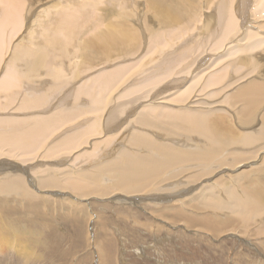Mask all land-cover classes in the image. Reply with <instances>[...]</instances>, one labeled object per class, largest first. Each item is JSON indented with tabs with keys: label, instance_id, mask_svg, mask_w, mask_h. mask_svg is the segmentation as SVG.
<instances>
[{
	"label": "bare ground",
	"instance_id": "6f19581e",
	"mask_svg": "<svg viewBox=\"0 0 264 264\" xmlns=\"http://www.w3.org/2000/svg\"><path fill=\"white\" fill-rule=\"evenodd\" d=\"M25 1L0 0V5L5 4L0 8V217L3 218H0V222L5 223L4 230L8 227L12 229L0 233L1 244L7 243L12 247L9 238H19L24 234L22 227L17 229L11 221L15 222L23 214L29 219L41 217V220L38 219L46 227L48 221H55L53 218L69 214L73 218H82L79 220L84 224L91 216V207L86 205L87 208H81L76 202L77 206L73 203L76 207L69 205L76 198L84 200L114 196V202L120 195L133 202L136 197L151 194L152 201H157V204L165 200L171 204L166 205V208H152V215H167L170 219L165 217L164 220L169 223H183L190 228L206 231L211 236L244 234L246 230L242 226L247 227L253 221L264 218V162L255 164L250 171L226 179L210 180L218 171L232 172L257 159L258 155H261V160L264 158V82H245L233 89L234 94L225 93L227 97L219 101L220 93L238 84V80L235 83L232 79L227 85V68L230 67L235 74L241 68L229 63L214 71L230 56L249 50L253 52L261 44L264 54V0H257L252 14L251 9L246 12L247 17L250 14L253 19L263 21L260 25L261 35L247 30L248 27L237 31L238 23L232 14L235 6L232 8L231 0H221L216 8L220 31L215 33L213 47L206 53L209 56L201 59V56H194L197 49L192 48L196 40L195 36L191 37L195 29V17L191 18V22L185 20L180 15L170 13L169 0H155L169 21H166L161 31L149 34L147 51L149 54L158 53L162 58L146 67L139 81H136L135 69L146 65L147 55L130 65H116L117 68L114 67L112 71L109 68L108 71L87 75L77 87L72 83L77 79L80 82L84 72L90 73L93 68L96 70L101 62L106 66L117 60L132 58V49L127 53L123 50H128L126 33L116 24L110 32H103V24L107 23L105 17L96 16L100 10L95 9L93 6L97 4L91 5L93 3L90 4V0H84L80 7L79 0H63L64 3L59 2L51 6L52 9L38 13L27 35L20 36V39L18 35L15 45L12 42L23 30L26 12L28 14L24 9ZM91 1L95 3L96 0ZM244 1L247 0H238L239 8L244 7ZM88 6L97 11L92 12ZM53 9L57 11L55 18L53 14L50 15ZM91 14L98 20L95 18V21ZM112 14L115 16L116 13ZM60 18L64 20L59 21ZM236 31L249 45H232L223 54L217 52L229 39L227 37L233 32L236 34ZM92 32L101 34L100 39L105 45L99 43L98 36L89 37ZM179 41L183 44L176 48ZM11 44L14 48L11 49L10 60H6L4 57ZM69 47L72 52L68 50ZM98 48L103 50L101 57ZM166 48L171 49V53L166 54ZM78 50H83L89 60L96 56L102 61L95 67L88 61L85 65L87 71L78 72L74 66L61 71L67 62L72 63ZM214 50L218 53L216 56L210 54ZM122 51L124 54L121 55ZM117 52L120 55L116 54V58L114 54L112 58L113 53ZM263 62L264 57L261 60L262 69ZM194 66L196 69L193 74L190 70ZM257 67L259 65H255V69ZM189 73L193 75L190 80H186L185 76ZM262 73L264 75V70ZM178 76L181 78H176ZM222 83H226V86ZM121 87L125 88L120 94ZM66 89V95L59 98ZM165 92L170 93L165 95ZM206 93L208 97H205ZM147 100L149 103L144 102ZM153 102L158 105H153ZM221 104L229 108L241 106L236 109V121L243 133L235 131L229 124L230 117L227 118L221 109L215 108L216 105L221 107ZM261 109L259 129L254 132L245 130L256 123V113ZM10 110H14L11 115H3ZM148 132L162 137L161 142ZM92 140L91 148L85 150L84 147ZM79 151L76 157L68 161L71 159L68 157ZM26 173H29L28 178L25 177ZM26 181L40 193L50 192L51 195L35 194ZM54 195H59L61 199H73L66 204ZM47 206L52 216L47 214ZM54 211L59 214L54 215ZM97 221L101 223V219ZM102 231L109 235L106 228L102 227ZM263 233V228H260L255 231V236ZM89 234L94 236L93 232L89 231ZM17 252L19 254L16 257L6 249L0 251V256L6 260L12 255L18 260L22 255L20 259H25L20 249ZM39 260V256L28 257L29 263L35 261L36 264ZM23 261L16 263L22 264ZM4 262L2 260V264ZM100 264L109 263L103 258Z\"/></svg>",
	"mask_w": 264,
	"mask_h": 264
},
{
	"label": "rangeland",
	"instance_id": "374dc122",
	"mask_svg": "<svg viewBox=\"0 0 264 264\" xmlns=\"http://www.w3.org/2000/svg\"><path fill=\"white\" fill-rule=\"evenodd\" d=\"M65 1L66 0H64V2ZM79 1L80 2L78 4L79 5L78 7H80L83 4V2H85L84 0H79ZM111 1L112 0H96L94 3V1L90 0V4L93 3L91 5L97 4V6L94 5L93 7H95V9L98 8L100 10L98 11L101 13L96 12L97 10L95 9L93 10L91 6H88V8L89 9L91 8L92 12L93 11L96 12L97 14L96 13L94 14H96L97 17L99 18L101 16L102 18L105 17L104 18L105 23L106 22L107 23L103 24V27H102L103 32H106V33L110 32V30L116 27L115 24L117 26L122 27V30L124 31V33H126L125 44L128 49V50L126 49H123V50H125L124 52L127 53L130 49H132V52H134V55L131 56L132 58L117 60L116 63L114 62L113 64H106L105 66V64L102 65L103 62H101L102 60L101 58H99L103 54L102 52L103 50L101 51L100 48L97 49V52L99 51L98 53L99 57L95 56V57L90 58V60L87 59V55L83 50L81 51L78 50L76 52L74 59L72 60V63L67 62L68 65L66 63L65 67L62 68L61 71H65L63 69H66V70L70 69L72 66H74V68L78 72H81V70L87 71V68L85 65L86 63H88V61H91L94 67L97 66V64H99L100 62L102 64L99 65L100 67L98 66L97 68H95L96 70H93L94 69L93 68L90 71V73L84 72L83 73L84 75L80 77V82L77 79L78 81L76 80L74 81V83H72L75 85V87H77L81 83V81H85L83 78L92 76L94 72L98 74V72H101V71H108L109 68H111L109 69V71H112L114 70V67L116 65L117 66L130 65L131 63L137 62L140 59H142L143 56L145 57L147 55L148 57L145 61L146 62V65L144 66L145 68L138 67L137 69H135L136 81H139L142 79V74H143V71L146 69V67L153 65L155 62H157L158 60L162 58V56L158 53L149 54L147 51V41H149L148 39L150 36L149 34L156 32V30L161 31V29L165 28L164 25L166 24V21H169V18L165 16L161 8L159 9L156 1L155 0H122V1L118 0V2H116L117 0H113L112 3H110ZM258 1L257 0L244 1L243 3L244 7L239 8V6L237 5L238 0H231L230 4L232 5V8L235 6V8L232 9V14L234 15L238 23L237 24L238 28H236V30L238 29L237 31H240L241 28L248 27L247 30H250L259 35L262 34L260 30V25L263 24L264 22L259 19H253L250 16V14H249V17H247L248 13L246 15V12L249 11L250 9H251L250 13L252 14L253 12L252 9H254V7L256 6L255 4H257ZM59 2L60 4L64 3L63 0L61 1L60 0H26L24 9L28 11V14L26 12L27 16L25 15L26 17L24 19V26L22 28L23 30H21L16 35V37L14 38L15 40H13L14 42H12V44L14 43L16 45V42L18 41V35H19V39L21 38L20 36L27 35L28 29L33 22L32 20H34L37 17L38 13L42 14V11H46L47 9H52L51 6L55 4H59ZM86 2H88V0H86ZM219 2H221V0H169V4L171 7L170 13L180 15L182 16V18H184L185 20L188 19L190 22H191V18L195 17V20L193 21V23L195 24V29L193 30L191 37L195 36L196 40L192 48L197 49V52L194 53V56H201L200 59L205 56H209L206 53H209L211 48L213 47L212 41L214 40L215 33L216 32L219 33L220 31V28L218 29V25L220 24L219 23V12L216 11V8ZM171 3L173 6L171 5ZM3 6H5V4L4 5L1 4L0 8H2ZM116 9H118V11ZM174 11H176L177 13L176 12L174 13ZM54 12L50 14V15L53 14V18L57 16L56 15L57 11L54 10ZM107 12L108 13L110 12L111 14H109L108 16ZM112 13H116L115 16ZM94 14H91V15L93 16V19L96 21V19L98 20V18ZM161 16L163 18H161ZM40 20H43V19H40ZM62 20L64 19L63 18L59 19V21H62ZM245 23L247 24L246 26H245ZM149 24H152V25H149ZM240 24L241 26H239ZM209 25H210V29H208ZM249 25L251 26V29ZM104 26H106V28H104ZM213 27L215 30L213 29ZM255 28L256 29L258 28V29L255 31L253 30ZM98 30H99V27H98ZM259 30L261 33L259 32ZM237 31H236V34H234L235 32H233L231 35H229L230 37H227L229 39L228 40L226 39L222 49L217 50V52L221 51L219 53L223 54L224 52H226L225 50L228 49L229 51V48L232 45H234L233 47L245 46L246 40H243L242 39L243 37L238 35ZM92 34H90L89 37L94 38L98 36L99 43L105 45V42L103 43V41L100 39L102 38L101 34L100 35L99 33L94 34L93 32ZM235 35H237V37ZM186 38H188V35L186 36ZM236 40H238V42ZM236 42L238 44H236ZM12 44L8 46L9 49L7 50L6 56L4 57L6 60L7 59L10 60V57L12 54L10 52H11V49L14 48V45ZM82 44L83 43H81V45ZM182 44L183 42L179 41L176 43L175 47L177 48L181 46ZM248 45L249 44H246V46ZM261 45L259 46L260 48L258 47L256 50H253V52L249 50V51H244L241 54L230 56L223 63H221L216 69H214V71L219 70L222 66H225L226 64H229V63L236 65L238 68H241V71L238 74H235L233 70H231L230 67L227 68V70L229 71V73H227L228 74L227 78H225V80L226 81L228 80L229 82L227 83V85L231 83L230 80L232 79H234L232 81H234L235 83L238 80L237 81L238 84L236 83L237 84L236 85L234 82H232L235 85L234 86L230 85L231 88L228 87L226 91L222 92V94L220 93L218 97L219 101H221L222 97H227V95H229L230 93L231 95L234 94L235 91H233V89L239 88V86L243 85L245 82H255L257 84H259L260 82H264V75L262 73V70L264 69L261 68L262 66L261 60L264 57V54L262 53L263 48ZM81 47L84 48V45H82ZM68 50L72 52L70 47L68 48ZM124 52L122 51L120 54L122 55L124 54ZM217 52H215L214 50L210 54L216 56L218 54ZM168 53H171V49L166 48V54ZM116 54L120 55L118 52L113 53L112 58L113 56L117 58ZM255 60H256V63H255ZM82 61H84V63H82ZM255 65L257 66L259 65V67L255 69ZM195 69H196V66L191 68L190 70L191 73L194 74ZM191 73L185 76L186 80L191 79L193 75ZM245 75L246 77L242 79L243 76ZM206 77L207 76L203 77V79H205ZM176 78L179 79L181 77L178 76ZM176 78L172 77L171 79L178 80ZM132 80H134V78H132ZM165 82H163L162 84H164ZM222 85L226 86V83H222ZM222 85L220 86L223 87ZM69 86L67 88H69ZM124 88L125 87L120 88V92H119L120 94L123 92ZM175 90L178 91V89H175ZM172 91L175 92L174 90ZM172 91L170 92L172 93ZM66 92H67V89L66 91L62 93L63 95H60L58 97L60 98V97L65 96ZM170 92H165L164 94L169 95L168 93ZM207 93L210 94L211 92L207 91ZM207 93L205 97H208L209 94ZM56 99H55V102L58 101V98ZM149 99L150 98H148V100ZM148 100L144 102L149 103ZM215 101H217L216 98H215ZM111 104L114 105V103H111ZM155 104L158 105L157 102H153V105ZM222 106L220 107L216 105L215 108L218 110L221 109L220 111L227 118L230 117L229 124L235 131L240 132L239 134L243 133L244 131L242 129L240 130L237 124V121H236L237 110L240 109L241 106L236 105L235 108L234 107L229 108L228 105L226 106L224 104ZM111 108L112 106L109 109H107V112L110 111ZM51 109L52 108H50V110ZM228 109L230 110V112H228L229 111ZM262 109L256 113V123L252 127L247 128L245 130L249 132H254L255 130L259 129L260 127L259 126V123H260L259 115L262 112ZM10 111L11 112H8L9 114L5 113L6 115L5 114L3 115L4 116L11 115V113L14 112V110H10ZM257 124H258V127H257ZM148 134L152 137L154 136L152 135L154 133L150 134V132H148ZM154 138L157 141L161 142L162 137L158 138L157 136H154ZM99 139H96V140L99 141ZM92 142H94V140H92L90 144L85 146L84 149L89 150L91 148ZM116 151L117 150L114 151L115 154H116ZM78 153H80V151L75 153L74 156L71 155L70 157H68V158H71L70 160H68V158L64 160L71 161L73 157H76V154ZM7 159L9 161L11 160L10 158H7ZM253 161L250 163H246L243 167L241 166L239 168H236L232 172L223 173L222 171H218L211 177L210 180L212 181L213 179H217V178L226 179L229 176H233V175L245 172V171H250L251 168L256 166L255 164L261 165V163L264 162V158L263 160H261V155L260 156L258 155V158ZM250 164H252L253 166L252 165L248 166ZM26 174L27 176L25 175V177L28 178L29 173H26ZM27 186H29L28 183H27ZM29 188H31V190L33 189V192L35 194L36 193L41 194L39 196H42V193L51 195L50 192L40 193L39 191H37V189L31 186H29ZM64 195L66 196L67 194H64ZM54 196H56L57 199H59L60 201L63 200L64 203L66 204H69L70 200L73 199V198L70 199V197L69 199H61L59 195H54ZM151 196H152L151 194H149L148 196L147 194H144L143 196L136 197L137 199L134 200L133 202L125 199V197H122L120 195H117V198H116L117 201H114V202H113L114 196H109V197H105L101 199H98V198L88 199L87 198L84 200L82 199L83 201L78 200L77 198L73 199L71 200L72 203L70 202L71 204L69 205L74 206V204L76 205L77 203L80 207L82 206L81 208H85L86 205L87 206L89 205L91 207V210H90L91 216L89 219H87V221L84 224L82 223V220L81 221L79 220V219H82L80 217L73 218L71 214L59 217L57 216L59 213L54 211V215H56L57 217L53 218L55 220L54 222L48 221L49 224L46 227V226H43L42 221H40L41 217L37 216V219L38 218L40 219V220L38 219L39 220L38 221L36 218L29 219V217L23 214L20 216V218L19 217L16 218L15 222L13 220L11 221L16 224L17 229L22 227V231H23L22 234L24 233L23 234L24 236L21 235V237L19 238L18 236L9 238L11 239V244L13 243L12 247L11 245H8L7 243L6 244L0 243V251L3 252L7 249L8 253L15 254V256L17 257L19 254V252H17V249H20L21 252L25 254L24 255L25 259H22L25 261H23L22 264H35V261L32 263H29L28 257L30 255H33V257H36V258H38L39 256V259L41 258V260L36 262V264H100L103 258H106V261H108L109 264H264V243H263L264 233L260 236L258 235L255 236V231H257L260 228H263L264 230V225H263L264 223H262L264 222L263 220L264 218L260 220L257 219V222H255L256 220L253 221L252 222L253 224L250 223L249 225H247V227L242 226L241 224L240 226H242L243 229L246 230V231H243L244 234L237 235L239 233L237 234L231 233V234L211 236L210 233L208 234V232L206 231L203 232L202 230H199V229L197 230L193 227L190 228L189 226H187L186 224L184 225L183 223H175V222L169 223L164 220L165 217L170 219V217L167 215L165 217H160L158 215H152L150 212L152 208L156 209V206H158V208L159 207L166 208L167 207L166 205H171V204H168V200L160 201L157 204V201H152L153 198ZM182 196L184 197L183 194ZM221 198L222 200H225L223 199V197ZM15 205H18V204L15 203ZM45 208H46L47 214L49 216H52L51 213L47 211L48 206ZM7 217L9 219V215ZM10 217L12 218L13 216H10ZM263 217H264V214H263ZM0 218L3 219L2 217ZM99 219H101V223L97 221ZM137 223H139L140 225L144 227H141ZM40 224L41 226H38ZM4 225L5 223L0 222V233L5 232V231H12V229H10L9 227L4 230L3 229ZM88 227H89V231L93 232L94 234L93 237H91V234H89ZM102 227L106 228L109 235H106L103 233ZM32 233L37 234L38 236L39 235L41 236H39L38 238L37 235H33ZM85 236L87 237L86 239H85ZM38 242H40V244ZM15 256L11 255V258L6 259V260L2 256H0V264H2V260L5 261L4 264H14L18 261H22L20 259L22 255H20V258H19L20 260L19 259L17 260Z\"/></svg>",
	"mask_w": 264,
	"mask_h": 264
}]
</instances>
